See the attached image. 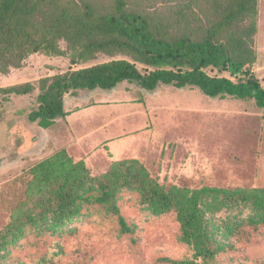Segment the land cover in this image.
Wrapping results in <instances>:
<instances>
[{"label": "rangeland", "instance_id": "obj_1", "mask_svg": "<svg viewBox=\"0 0 264 264\" xmlns=\"http://www.w3.org/2000/svg\"><path fill=\"white\" fill-rule=\"evenodd\" d=\"M113 5V0H56L26 19L8 18L3 49L12 52L0 57V264H264L263 217L250 219L247 209L210 198L202 211L218 249L212 259L196 256L182 241L174 210L153 213L129 188L102 205L93 202L98 192L88 184L91 198L75 216L54 222L48 214L40 220L41 210L54 201L49 180L64 175L67 159L82 162L93 178L115 163L135 161V170L141 167L165 190L264 189V112L252 101L213 99L170 85L144 91L123 82L111 91L67 93L68 115L49 128L29 121L38 108L41 80L113 60L150 71L114 44L88 47L115 38L98 30ZM86 7L93 21L84 17ZM234 8L238 15L229 35L254 54L250 70L264 88V0H128V11L145 16L168 38L184 32L198 39L201 24ZM64 10L79 23L76 31L53 27ZM42 39L53 47L50 55L38 48ZM24 45L38 50L16 53ZM23 84L33 90L19 96L6 91Z\"/></svg>", "mask_w": 264, "mask_h": 264}, {"label": "trees", "instance_id": "obj_2", "mask_svg": "<svg viewBox=\"0 0 264 264\" xmlns=\"http://www.w3.org/2000/svg\"><path fill=\"white\" fill-rule=\"evenodd\" d=\"M113 2L112 13L102 17L98 30L105 37L115 38L104 40L101 44L89 43L88 47L102 49L114 44L137 56L150 71L141 73L128 61L113 60L80 72L41 80L36 98L38 108L29 114V121L37 122L41 128H49L56 120L68 115L64 110V96L67 93L85 89L111 91L123 82L136 85L144 91H153L159 85H170L177 89L195 88L213 99L230 97L252 101L256 108L264 112V88L250 70L255 61L254 54L244 50L240 42L228 32L238 15L235 8L201 24L204 29L198 39L184 32L168 38L145 16L128 11V0ZM42 5L55 6L56 0H0V57L5 58L12 52L7 47L3 49L8 42L5 32L9 29V16L26 19ZM84 17L93 21L88 7L84 9ZM52 25L55 29L76 31L79 23L64 10L55 16ZM38 48L48 55L54 51L47 39H42ZM38 48L31 50L24 45L16 53H29ZM207 70H214L217 74L226 73L228 78L209 76ZM33 87L31 84L16 85L6 91L19 96L28 94ZM66 161L68 169L64 175L60 179L51 177L49 180V186H55L54 201L41 210V221L48 214L54 222H63L75 216L84 202L90 200L88 193L92 187L85 186L91 184L96 186L98 192L93 200L97 204H111L122 188H129L139 194L142 202L153 213L174 210L180 223L182 241L190 245L195 255L201 258L212 259L218 252L202 211L203 206H207L203 203L206 198L237 204L250 212V219L262 216L263 219L259 221L264 223V189L165 190L150 179L141 167L135 170V161L115 163L101 178L91 177L82 162L74 164L68 159ZM119 224L122 231H128L121 217ZM171 264L192 263L185 261Z\"/></svg>", "mask_w": 264, "mask_h": 264}]
</instances>
